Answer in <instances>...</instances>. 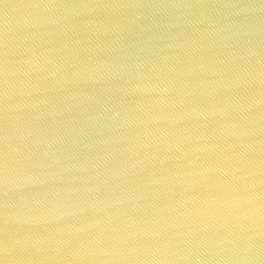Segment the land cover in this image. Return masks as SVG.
<instances>
[{"label": "water", "instance_id": "water-1", "mask_svg": "<svg viewBox=\"0 0 264 264\" xmlns=\"http://www.w3.org/2000/svg\"><path fill=\"white\" fill-rule=\"evenodd\" d=\"M0 264H264V0H0Z\"/></svg>", "mask_w": 264, "mask_h": 264}]
</instances>
